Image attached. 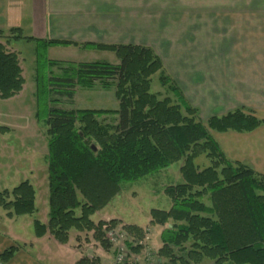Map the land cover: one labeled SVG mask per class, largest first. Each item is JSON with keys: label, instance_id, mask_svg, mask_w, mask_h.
<instances>
[{"label": "trees", "instance_id": "obj_1", "mask_svg": "<svg viewBox=\"0 0 264 264\" xmlns=\"http://www.w3.org/2000/svg\"><path fill=\"white\" fill-rule=\"evenodd\" d=\"M36 41L39 63L50 46L77 45L67 40ZM85 46L113 51L120 62L50 60L49 65L59 71L47 78V88L55 91L52 101L73 99L78 86L91 88L100 82L104 88H116L119 108H49L50 211L46 224L35 220L36 236L49 232L59 242L67 243L72 230L93 232L105 250L112 249L104 227L122 222H95L91 217L121 192L123 182L183 161V182L165 189L172 200L171 208L151 210L150 224L165 227L158 255L169 264H264V175L229 160L212 134L253 131L264 120L253 110L238 109L214 115L205 124L197 120L198 109L187 101L151 47L133 43ZM156 74L161 85L175 94L176 101L152 91ZM42 80L41 76L37 80L38 92L42 91ZM24 84L18 53L0 42V99L15 97ZM108 115L117 117L108 122L104 118ZM8 132L9 127L0 126V139ZM201 156L210 165L202 168L196 162ZM0 207L9 218L33 214L34 185L25 180L12 190L0 191ZM122 226L130 237V253L141 254L147 229L135 224ZM20 247L15 244L7 248L0 254V263L6 264ZM76 264H101V259L87 254Z\"/></svg>", "mask_w": 264, "mask_h": 264}, {"label": "rangeland", "instance_id": "obj_2", "mask_svg": "<svg viewBox=\"0 0 264 264\" xmlns=\"http://www.w3.org/2000/svg\"><path fill=\"white\" fill-rule=\"evenodd\" d=\"M219 2L229 5L232 0H132V5L129 8H101V21L107 24L101 35V43H133L154 49L163 60L166 73L174 80L175 77L179 78L182 87H184L181 89L187 101L198 109L197 120L207 124L212 116L209 117L201 107L194 105L191 100H196L194 98V87H196L194 86L196 80L194 77L198 78L195 71L199 69V61H197L199 53H201V64H209V56L206 57L205 54L211 48L209 29L212 19L224 21L223 18L226 16L228 7H219ZM214 12L215 14L212 16L211 13ZM198 22L202 24L203 34L200 33V35L194 32V26H199ZM129 28L132 32L130 35ZM217 29L221 31L222 27L218 26ZM215 34L212 36L221 39L222 36L219 33ZM130 36H132V42H130ZM228 39L230 38L227 35L224 36L215 50L227 49ZM37 43V41L30 42L26 39L11 42V45L18 49L25 84L23 91L18 96L12 99H0V126L13 128L10 135L1 136L0 140V191L12 190L21 182L29 180L35 186L39 199L45 192V188H48L46 179L48 126L46 120L49 108L116 110L119 108V100L114 86L104 88L100 82H97L91 88L78 86L73 99L62 98L61 102L52 101L55 99V91H49L47 88V78L51 72L59 74L56 68L49 65V61L57 55L49 51L44 52L45 58H42L39 63L37 61L39 53ZM71 50L74 55H71L70 59L77 63L108 61L117 64L120 62L117 54L113 51L85 50L78 52L77 49ZM183 59L186 60L185 63H183ZM40 76L43 79L39 85L42 87V91L38 92L37 80ZM152 91L160 92L162 97L171 96L175 101L177 100L172 91L161 85L159 74L153 76ZM238 109H244L246 112L253 110L247 106H240L233 111ZM254 114L256 115L255 111ZM116 117L108 115L104 118L108 122H113ZM196 162L202 168L210 165V161L204 156L199 157ZM182 164L183 161H178L138 180L123 182L121 192L106 207L96 212L92 219L99 221L104 217H109V220L118 218L122 220V224L148 226L147 228L154 226L150 224L151 210H169L171 208L172 200L165 189L183 182V175L180 171ZM30 168L36 172H34V176L29 173ZM5 212L7 211L0 207V231L4 230L5 234L7 231L9 234L18 233L22 229L21 226H25L26 223L21 221L22 219L15 222L7 221ZM77 213L80 215L81 210H78ZM5 225L8 226L7 229H5ZM29 231L31 232V228L24 230L23 234L28 235ZM75 235L84 245L88 244L86 248H92L88 253L95 254L97 249L102 247L94 239L93 232L77 231ZM126 237L128 238V236ZM146 240L148 248L141 252L139 264H150L151 262L169 264L165 258L158 255L157 240H152V237L150 240ZM80 252L84 253L83 250ZM208 262L206 261L204 264Z\"/></svg>", "mask_w": 264, "mask_h": 264}, {"label": "crops", "instance_id": "obj_3", "mask_svg": "<svg viewBox=\"0 0 264 264\" xmlns=\"http://www.w3.org/2000/svg\"><path fill=\"white\" fill-rule=\"evenodd\" d=\"M131 3L132 0H0V42L7 44L9 50L17 53L18 49L12 46L11 42L24 39L30 42L36 40L76 42L77 45H55L48 48L50 53L57 55L51 60L75 62L70 59L72 58L70 56L74 55L71 49H77L78 52L101 50L85 46L101 44V35L107 25L101 21V8H129ZM218 6L228 7L226 16L223 18L224 21L212 19L209 29L211 48L207 52L208 55L205 54L206 57L209 56V64H201L199 53L197 60L199 69L195 71L198 78L194 77L196 100H190L194 105L201 107L209 117L247 106L255 111L258 118L264 120V0H232L229 5L219 2ZM211 14L214 16L215 12ZM198 24L199 26H194V32L200 35L203 34L202 24L201 22ZM218 26L222 27L221 31L217 29ZM214 31L222 36L221 39L212 36L216 35ZM128 33L132 34L130 28ZM133 33L135 34V31ZM20 35L22 37H18ZM226 35L230 38L228 48L215 50ZM28 37L33 39L29 40ZM129 38L132 42V36ZM185 61L183 59V63ZM175 78L178 85L184 88L179 78ZM7 127L10 128V132L2 136L13 132L12 127ZM212 134L229 160L242 162L264 175V123L249 132L230 130L213 131ZM34 172L35 170L30 168L29 173L34 176ZM46 177L48 182V171ZM44 191L39 199L36 192V211L33 214L9 218L5 212L7 221L15 222L22 219L21 221L26 223L25 226H21L22 229L18 233L9 234L7 231L5 234L4 230L0 231V254L12 245H22L6 264H76L87 254L98 256L101 264H114L112 249L105 250L99 247L95 254L88 253L92 248L88 249L86 248L88 244L80 242L75 235L76 230L70 232L67 243L59 242L49 232L43 237L36 236L35 220L44 224L49 220V186ZM99 220H109V217ZM4 227L8 228L7 225ZM30 228L31 232L24 235L23 231ZM162 232L163 226L160 225L148 228V240L151 237L152 240L156 239L158 250L163 245ZM82 250L84 253L80 252Z\"/></svg>", "mask_w": 264, "mask_h": 264}, {"label": "built area", "instance_id": "obj_4", "mask_svg": "<svg viewBox=\"0 0 264 264\" xmlns=\"http://www.w3.org/2000/svg\"><path fill=\"white\" fill-rule=\"evenodd\" d=\"M105 236L112 243L115 251L114 264H139L138 256L130 253L127 235L121 226L107 224L105 227ZM143 243V242H141ZM150 264H159L151 262Z\"/></svg>", "mask_w": 264, "mask_h": 264}, {"label": "water", "instance_id": "obj_5", "mask_svg": "<svg viewBox=\"0 0 264 264\" xmlns=\"http://www.w3.org/2000/svg\"><path fill=\"white\" fill-rule=\"evenodd\" d=\"M94 148V150H96V147L95 146H92Z\"/></svg>", "mask_w": 264, "mask_h": 264}]
</instances>
